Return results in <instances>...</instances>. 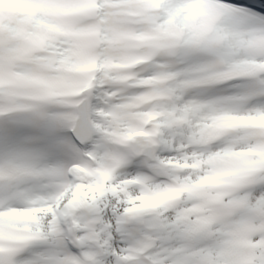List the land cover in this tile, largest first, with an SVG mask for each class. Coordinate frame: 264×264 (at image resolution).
<instances>
[{
  "label": "snow or ice",
  "instance_id": "6c2138e0",
  "mask_svg": "<svg viewBox=\"0 0 264 264\" xmlns=\"http://www.w3.org/2000/svg\"><path fill=\"white\" fill-rule=\"evenodd\" d=\"M0 0V264H264V3Z\"/></svg>",
  "mask_w": 264,
  "mask_h": 264
},
{
  "label": "clouds",
  "instance_id": "9594fccd",
  "mask_svg": "<svg viewBox=\"0 0 264 264\" xmlns=\"http://www.w3.org/2000/svg\"><path fill=\"white\" fill-rule=\"evenodd\" d=\"M16 5H14V4H11V5H9V4H5L4 5V10H5V12L8 10V8L9 7H15Z\"/></svg>",
  "mask_w": 264,
  "mask_h": 264
}]
</instances>
